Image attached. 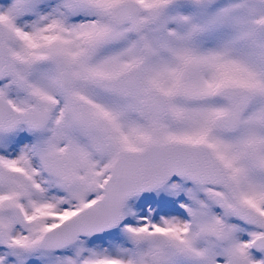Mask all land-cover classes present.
I'll list each match as a JSON object with an SVG mask.
<instances>
[{"label":"snow or ice","instance_id":"1","mask_svg":"<svg viewBox=\"0 0 264 264\" xmlns=\"http://www.w3.org/2000/svg\"><path fill=\"white\" fill-rule=\"evenodd\" d=\"M0 264H264V0H0Z\"/></svg>","mask_w":264,"mask_h":264}]
</instances>
